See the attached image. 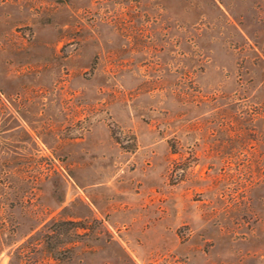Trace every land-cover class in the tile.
<instances>
[{
    "label": "rangeland",
    "instance_id": "rangeland-1",
    "mask_svg": "<svg viewBox=\"0 0 264 264\" xmlns=\"http://www.w3.org/2000/svg\"><path fill=\"white\" fill-rule=\"evenodd\" d=\"M0 264H264V0H0Z\"/></svg>",
    "mask_w": 264,
    "mask_h": 264
},
{
    "label": "trees",
    "instance_id": "trees-1",
    "mask_svg": "<svg viewBox=\"0 0 264 264\" xmlns=\"http://www.w3.org/2000/svg\"><path fill=\"white\" fill-rule=\"evenodd\" d=\"M78 222L69 221V220H53L51 226H47L45 236L47 237V248L48 256L54 260L60 261L63 257L60 255L65 250H70L75 242L71 235L79 236L77 233L78 229L85 230L83 235L87 236L89 234V228L85 225H77ZM70 225H73L71 228ZM54 226V227H53ZM69 226V227H68ZM73 231L70 233L69 231ZM53 242V245L51 244ZM18 248L17 256H20L23 253V250Z\"/></svg>",
    "mask_w": 264,
    "mask_h": 264
}]
</instances>
